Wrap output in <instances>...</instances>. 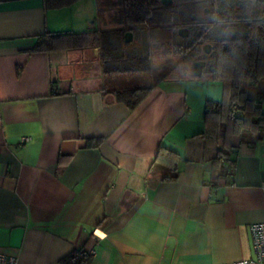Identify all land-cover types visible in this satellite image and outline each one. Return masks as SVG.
I'll return each mask as SVG.
<instances>
[{"label":"crops","instance_id":"crops-1","mask_svg":"<svg viewBox=\"0 0 264 264\" xmlns=\"http://www.w3.org/2000/svg\"><path fill=\"white\" fill-rule=\"evenodd\" d=\"M122 8L121 0H0V250L17 264H58L81 245L89 264L253 257L249 227L264 221V127L219 146L204 106L221 98L222 84L176 55H164L169 72L151 79L105 74L94 37L119 33ZM64 32L94 34L80 46L65 39L33 50L40 35ZM142 34L122 40L123 52L142 53ZM135 86L150 89L130 110L114 90ZM245 86L264 112V80ZM89 137L101 138L98 147ZM159 146L173 153L156 159Z\"/></svg>","mask_w":264,"mask_h":264},{"label":"trees","instance_id":"trees-1","mask_svg":"<svg viewBox=\"0 0 264 264\" xmlns=\"http://www.w3.org/2000/svg\"><path fill=\"white\" fill-rule=\"evenodd\" d=\"M73 0H46L49 7H60ZM122 22L119 33L103 31L94 37L102 54L103 72H143L150 67L153 49L162 55H176L185 62L201 61L202 71L222 84L219 100H206L204 124L219 146H227L234 134L256 133L264 127V112L245 85L264 80V0H121ZM142 30V53L127 48L133 31ZM144 31V32H143ZM94 33L70 32L40 35L34 51L56 48L60 41L80 46ZM206 46L208 48H206ZM150 87L135 86L114 90L115 98L134 109ZM100 137H89L86 145L98 147ZM173 152L159 146L155 158ZM221 157L218 151L217 159ZM174 178V175L172 176ZM92 252L84 245L59 258L58 264H89Z\"/></svg>","mask_w":264,"mask_h":264},{"label":"built area","instance_id":"built-area-1","mask_svg":"<svg viewBox=\"0 0 264 264\" xmlns=\"http://www.w3.org/2000/svg\"><path fill=\"white\" fill-rule=\"evenodd\" d=\"M262 188L264 189V183ZM249 228L254 256L223 264H264V221L252 223ZM0 264H17V257L0 250Z\"/></svg>","mask_w":264,"mask_h":264},{"label":"rangeland","instance_id":"rangeland-1","mask_svg":"<svg viewBox=\"0 0 264 264\" xmlns=\"http://www.w3.org/2000/svg\"><path fill=\"white\" fill-rule=\"evenodd\" d=\"M160 49L161 48H158L157 50L153 49L151 51V56H152V57L150 56V61H151L150 64H151V66L145 72V73H147V74H145V77H147L148 79H151L152 76L154 77V74L161 73V71L163 69H164V71H168L170 69V66L172 65V63H171L172 62V60H171L172 58L167 60L168 58H166L164 55H162L160 53ZM169 57H172V56H169ZM164 65H166V66L164 67ZM140 77H144V76H140ZM147 78H146V80H147Z\"/></svg>","mask_w":264,"mask_h":264},{"label":"water","instance_id":"water-1","mask_svg":"<svg viewBox=\"0 0 264 264\" xmlns=\"http://www.w3.org/2000/svg\"><path fill=\"white\" fill-rule=\"evenodd\" d=\"M202 65H203V63L201 61L195 62V66L197 69H199V71H200Z\"/></svg>","mask_w":264,"mask_h":264}]
</instances>
